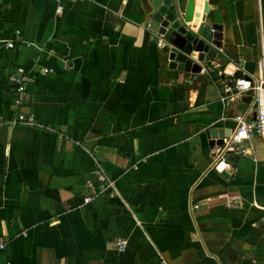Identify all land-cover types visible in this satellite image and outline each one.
Masks as SVG:
<instances>
[{
    "label": "crops",
    "instance_id": "crops-1",
    "mask_svg": "<svg viewBox=\"0 0 264 264\" xmlns=\"http://www.w3.org/2000/svg\"><path fill=\"white\" fill-rule=\"evenodd\" d=\"M195 2L222 38L185 72L148 0H0V115L42 125H0V264H264V140L222 153L206 135L250 107L226 64L264 77V0ZM18 66L36 82L15 109Z\"/></svg>",
    "mask_w": 264,
    "mask_h": 264
},
{
    "label": "water",
    "instance_id": "water-1",
    "mask_svg": "<svg viewBox=\"0 0 264 264\" xmlns=\"http://www.w3.org/2000/svg\"><path fill=\"white\" fill-rule=\"evenodd\" d=\"M149 28L156 34V41L162 37L163 46L170 68L185 72L200 69L207 57L217 58L218 51L212 44L222 38L223 26L208 23L195 14V0H188L186 5L177 0H148ZM230 60L238 57L229 56ZM226 61V59H225ZM226 74L236 77L246 76L241 69L229 61L225 66ZM232 130L224 128H209L206 130L208 138L216 139L218 152L223 146V138L229 136ZM221 171L225 169L223 163L218 164ZM232 168L224 170L227 175Z\"/></svg>",
    "mask_w": 264,
    "mask_h": 264
},
{
    "label": "built area",
    "instance_id": "built-area-1",
    "mask_svg": "<svg viewBox=\"0 0 264 264\" xmlns=\"http://www.w3.org/2000/svg\"><path fill=\"white\" fill-rule=\"evenodd\" d=\"M59 2L60 0H53ZM61 10V7L59 8ZM19 33V31H17ZM162 37L159 40V45H163ZM15 43L9 41L8 48H13ZM1 63V59H0ZM226 79L222 82L224 92L228 94L242 93L251 95L250 107L237 114L234 119L236 126L229 136L223 138V146L220 152L225 153L233 149L236 144L246 140L262 139L264 140V77H236L234 73L226 74ZM10 82V93L13 95L12 105L15 109L22 108L25 104L28 89L36 82V78L32 71L24 66L16 67L8 76ZM0 125L7 126H34L42 127V125L35 120V118L24 112H17L10 117L0 115ZM95 177L99 184V192L114 193L116 192V184L111 180L102 166L97 162L95 167ZM91 200L90 197L86 201ZM6 248V243L0 241V251Z\"/></svg>",
    "mask_w": 264,
    "mask_h": 264
}]
</instances>
